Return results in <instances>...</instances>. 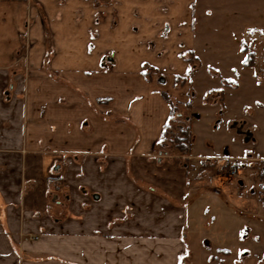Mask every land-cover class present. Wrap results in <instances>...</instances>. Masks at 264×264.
Wrapping results in <instances>:
<instances>
[{"label": "crops", "instance_id": "obj_1", "mask_svg": "<svg viewBox=\"0 0 264 264\" xmlns=\"http://www.w3.org/2000/svg\"><path fill=\"white\" fill-rule=\"evenodd\" d=\"M105 1L0 0V264H185L196 234L231 254L220 156L208 141L187 156L158 147L168 99L190 103L193 130V81L222 71L199 50L196 0Z\"/></svg>", "mask_w": 264, "mask_h": 264}, {"label": "rangeland", "instance_id": "obj_2", "mask_svg": "<svg viewBox=\"0 0 264 264\" xmlns=\"http://www.w3.org/2000/svg\"><path fill=\"white\" fill-rule=\"evenodd\" d=\"M95 3L99 6L110 2L95 0ZM252 8L257 13L252 14ZM193 10L197 38L202 44L201 55L205 62L220 63L217 66L222 71L214 76H196L193 81L197 95L192 106L191 145L202 150L205 149L203 141L210 142V152L220 156L222 163L229 159L224 156L236 158V173L232 178L221 176L220 167L215 168L222 181L234 186V234L239 232L234 236L229 255L202 248L204 239L198 234L192 235L188 241L190 252L183 258L185 264H216L214 259L208 262L212 257L222 264H263L262 256L254 253L249 245L246 223L251 222L253 215L256 226L261 231L264 229V1L196 0ZM96 16L101 18L103 14ZM244 62L248 65L243 66ZM232 64L234 75L232 72L230 77L225 68ZM228 79L234 82V92L226 87ZM204 88L209 89L210 97L223 96L224 103L203 102ZM168 125L158 147L169 134L176 132L175 124L169 121ZM192 164L197 173L200 161ZM80 244L85 245V241Z\"/></svg>", "mask_w": 264, "mask_h": 264}, {"label": "trees", "instance_id": "obj_3", "mask_svg": "<svg viewBox=\"0 0 264 264\" xmlns=\"http://www.w3.org/2000/svg\"><path fill=\"white\" fill-rule=\"evenodd\" d=\"M167 102L170 107V115L168 120L171 121L172 124H175L177 127L175 129L176 132L169 134L166 137V140L162 144H160V146L165 147L169 152L173 154L187 156L190 154L191 147V129L189 119V111L191 105L190 103H187L183 105V109H181L182 107L178 106L176 103H173L169 99ZM168 128L169 125L166 124L163 128L161 139L165 135V132Z\"/></svg>", "mask_w": 264, "mask_h": 264}, {"label": "built area", "instance_id": "obj_4", "mask_svg": "<svg viewBox=\"0 0 264 264\" xmlns=\"http://www.w3.org/2000/svg\"><path fill=\"white\" fill-rule=\"evenodd\" d=\"M214 160V166L222 170V173L220 172L221 176H227L228 178H232L235 176V165H234V159H226V162L222 163V160L220 158H215ZM224 174V175H223ZM30 240H37L38 236L32 235L29 237Z\"/></svg>", "mask_w": 264, "mask_h": 264}]
</instances>
